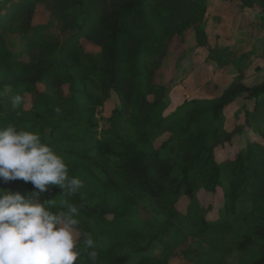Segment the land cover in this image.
<instances>
[{
	"label": "trees",
	"instance_id": "trees-1",
	"mask_svg": "<svg viewBox=\"0 0 264 264\" xmlns=\"http://www.w3.org/2000/svg\"><path fill=\"white\" fill-rule=\"evenodd\" d=\"M36 1L0 0V127L36 132L82 181L71 197L50 185L41 198H54V211L65 199L79 208L77 236L91 234L96 264H231L233 250L237 264H264V78L244 74L260 52L211 42L208 0H55L34 21ZM225 1L264 26V0ZM189 27L234 74L220 95L165 113L155 71ZM11 94L28 95L29 108ZM110 99L99 127L96 109ZM225 146L232 153L218 159ZM0 189L36 191L23 180ZM74 264H89L86 254Z\"/></svg>",
	"mask_w": 264,
	"mask_h": 264
},
{
	"label": "clouds",
	"instance_id": "clouds-1",
	"mask_svg": "<svg viewBox=\"0 0 264 264\" xmlns=\"http://www.w3.org/2000/svg\"><path fill=\"white\" fill-rule=\"evenodd\" d=\"M20 100L16 96L12 104ZM0 180H23L36 189L27 195L0 189V264H74L85 254L96 264L91 234L84 233L82 241L77 236L79 208L65 199L54 211L55 199L41 198L50 185L68 197L83 185L39 134L12 124L0 127Z\"/></svg>",
	"mask_w": 264,
	"mask_h": 264
},
{
	"label": "rangeland",
	"instance_id": "rangeland-1",
	"mask_svg": "<svg viewBox=\"0 0 264 264\" xmlns=\"http://www.w3.org/2000/svg\"><path fill=\"white\" fill-rule=\"evenodd\" d=\"M38 1V2H37ZM34 21L46 17V7L55 0H37ZM179 16L171 19L169 28L179 20ZM204 25L211 42L242 45L260 52L252 65L245 71L248 80L261 81L264 78V26L259 23L254 11L242 8L225 0H208L203 16ZM86 50L96 49L89 42L84 43ZM29 73V72H28ZM156 80L164 85L165 113H171L183 100L188 98H211L221 94L234 74L231 61L218 62L208 57L205 47L198 44L195 30L189 27L184 33L175 36L168 46L162 50L160 65L155 71ZM9 86L7 90H9ZM12 95V94H11ZM14 98V96H10ZM25 108L30 106V98L24 95ZM115 101L110 99L96 109L99 127L114 107ZM233 111H227V124L233 122ZM233 147L225 146L217 150L218 159L231 154ZM215 210L211 217H218ZM242 224L233 228L229 241L234 244L244 232ZM238 251L233 250L227 257L231 264H237Z\"/></svg>",
	"mask_w": 264,
	"mask_h": 264
}]
</instances>
